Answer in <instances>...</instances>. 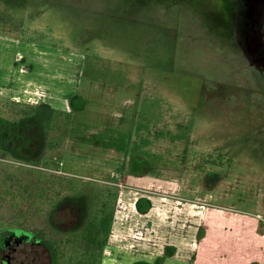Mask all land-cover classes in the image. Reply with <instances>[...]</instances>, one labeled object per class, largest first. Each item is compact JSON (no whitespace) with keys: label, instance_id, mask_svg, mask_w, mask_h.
Masks as SVG:
<instances>
[{"label":"rangeland","instance_id":"rangeland-1","mask_svg":"<svg viewBox=\"0 0 264 264\" xmlns=\"http://www.w3.org/2000/svg\"><path fill=\"white\" fill-rule=\"evenodd\" d=\"M233 1L0 0V116L69 115L37 162L0 149V236L23 224L53 264H99L120 190L138 188L156 193L123 205L154 222L170 193L264 223V3L241 18ZM81 190L101 228L56 233L48 211Z\"/></svg>","mask_w":264,"mask_h":264},{"label":"crops","instance_id":"crops-1","mask_svg":"<svg viewBox=\"0 0 264 264\" xmlns=\"http://www.w3.org/2000/svg\"><path fill=\"white\" fill-rule=\"evenodd\" d=\"M138 189H124L118 199L103 264H264V223L229 216L206 199L187 197L207 206H181L186 197L170 193L158 198L154 222L147 218L153 207L141 211L137 201L156 192ZM131 192L141 195L128 207Z\"/></svg>","mask_w":264,"mask_h":264},{"label":"flooded vegetation","instance_id":"flooded-vegetation-1","mask_svg":"<svg viewBox=\"0 0 264 264\" xmlns=\"http://www.w3.org/2000/svg\"><path fill=\"white\" fill-rule=\"evenodd\" d=\"M233 2L238 3V0H234ZM233 2L231 3L233 4ZM263 3L264 0H242L240 17H246V11L247 9L249 10L250 6H254V4L261 6ZM46 111L47 110L37 108L32 112L29 111L27 113L25 110L22 111V115H19L20 119H11L8 118V116H0V149L35 162L41 160L42 157L44 158L45 156L41 155L40 157H36L38 155L36 150L43 147L46 141L45 135L47 136L48 134L49 136V133L46 134V126H48L50 131H52L51 129L57 128V117H69L67 114L58 115L57 112L59 111L56 109L50 110L47 115ZM44 116L46 118L43 119ZM52 137L56 138V135L54 134ZM52 137L50 138L49 136L50 139L48 140L46 146L56 144L57 139L52 140ZM48 158V161L50 162L55 161V159L51 156ZM1 160L11 161L10 158L5 157H2ZM41 167L49 172L52 171L56 173L55 169L51 168V166ZM134 170H136V167H134ZM109 184L116 185L117 187L119 185L115 182ZM123 190L124 189L120 190L117 199L120 198ZM64 191H67V189H64ZM92 196L93 195L90 191L83 192L82 190L78 193V195H63L61 199H58V201L52 205V209L48 211L47 223L50 225V228L56 231V233L61 234L67 231L76 232L89 226L91 230L97 232L99 226L101 228V224L99 223L98 226L93 224L92 221L90 223L87 220L89 216V200ZM117 199L116 201L118 203ZM113 217L109 222H107V224H105L108 225L106 228H108L109 232L108 237L106 236L107 240L103 241V251H101L99 264H103V254L105 252L104 247L110 237V225ZM22 227L25 228L23 224L13 227L17 228V232L15 233L18 234V236H16V234H12L14 230H10V237L0 236V264H53L52 249L45 238L31 232L23 231ZM10 231L8 230L6 232L8 233ZM99 243H101V241L100 239H97L91 244L92 247L90 248L95 247L98 249ZM92 257L94 260L96 259L95 261H97L99 255L98 253L93 254Z\"/></svg>","mask_w":264,"mask_h":264}]
</instances>
